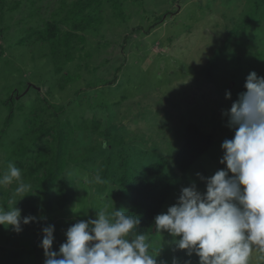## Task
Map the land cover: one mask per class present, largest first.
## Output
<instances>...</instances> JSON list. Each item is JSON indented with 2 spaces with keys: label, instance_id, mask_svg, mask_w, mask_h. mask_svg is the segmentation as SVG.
I'll use <instances>...</instances> for the list:
<instances>
[{
  "label": "rangeland",
  "instance_id": "obj_1",
  "mask_svg": "<svg viewBox=\"0 0 264 264\" xmlns=\"http://www.w3.org/2000/svg\"><path fill=\"white\" fill-rule=\"evenodd\" d=\"M77 1L88 0L0 1V129L9 112L2 100L15 89L21 94L13 120L0 142V175L7 172L10 163L16 164L17 153L11 158L13 145L25 146L26 154L20 153L24 157L20 159L26 161L23 167L26 175L29 164L37 166L45 162V157L49 158V148L56 143L51 132L30 143L33 129L25 127L29 126L31 108L44 106L42 97L65 107L61 121L86 124L73 132L74 158L49 192L50 200L35 188L32 196L26 194L19 199L13 194L15 181L0 188V207H13V201L19 199L15 206L21 209L22 217L32 215L37 220L43 217L41 222L45 221V215L49 217L42 226H55L54 251L66 240L69 226L96 218L95 208L105 205L109 211L123 208V191L118 195L117 187L111 192L108 188L100 191L95 188L93 181L101 158L96 163L90 162L91 173L80 164L86 163L85 154H91L89 147L105 148L99 130L112 131L114 137L130 141V145L123 144L127 146L124 148L127 154L139 148L147 151L139 166L142 170L155 151L168 160L167 172L175 178V186L162 207L161 213L166 212L176 202L182 187L195 182L200 191L205 190L197 173L207 177L225 167L220 163L223 155L220 146L233 137L234 131L226 126L227 117L222 112L245 90L244 82L250 71L264 76V20L260 24L254 20L251 26L240 25L256 0H92L93 5L85 13L96 15L95 25L76 31L83 39L76 42L73 59L63 64V73L72 79L60 78L63 74L54 68L51 44L39 39L36 33L45 20L66 18L68 8ZM61 4L66 9H61ZM165 11L172 13L158 22ZM60 27L71 29L68 21L61 22ZM232 28L237 31L232 33ZM214 55H219L215 67ZM29 82L39 89L28 86ZM96 83L95 87L90 85ZM226 90L231 91V99H226ZM34 113L42 117L44 127L54 125L53 109L43 111L37 107ZM84 119L86 123H82ZM95 120L101 123L98 129L92 125ZM109 121L116 123V130L104 127ZM189 122L210 133L213 144L182 173L174 160ZM105 151L110 153V148ZM137 161V156L130 160L133 166L139 164ZM26 175L23 181L33 187L34 179ZM64 188L70 193L67 201L62 197ZM42 226L33 231L22 224V231L16 232L11 226L0 225V264H43L45 256L40 247L43 234L39 231ZM150 234L159 238V234L152 231ZM164 237L171 239L167 233ZM172 255L165 247L157 259H167L170 264ZM175 255L198 264L195 254L188 257L184 251H178ZM249 264H258L255 252Z\"/></svg>",
  "mask_w": 264,
  "mask_h": 264
},
{
  "label": "clouds",
  "instance_id": "obj_2",
  "mask_svg": "<svg viewBox=\"0 0 264 264\" xmlns=\"http://www.w3.org/2000/svg\"><path fill=\"white\" fill-rule=\"evenodd\" d=\"M231 107L222 112L226 126L234 131L221 144L220 163L225 167L211 176L197 173L205 184L200 191L195 182L182 187L176 202L154 217V231L140 232V219L125 208H95L96 218L79 220L65 231L66 240L53 250L54 225L42 228L40 247L43 264H169L158 257L167 247L170 264H192L175 255L195 254L198 264H249L253 252L264 264V76L250 71ZM226 90V99H231ZM16 182L14 195L21 199L31 185L22 179L21 169L9 164L0 175V188ZM96 183H104L95 176ZM23 194V195H21ZM0 207V225L16 232L37 218L21 216V209ZM167 233L171 239L165 240Z\"/></svg>",
  "mask_w": 264,
  "mask_h": 264
},
{
  "label": "trees",
  "instance_id": "obj_3",
  "mask_svg": "<svg viewBox=\"0 0 264 264\" xmlns=\"http://www.w3.org/2000/svg\"><path fill=\"white\" fill-rule=\"evenodd\" d=\"M0 1L3 2L4 0ZM260 2L264 5V0H256L252 2L248 13H246L245 21L243 20V23L240 25L244 26L247 24L246 26H251L254 20H256V23L258 24L263 22L264 6L261 5ZM62 3H64V1ZM91 3L92 0H88L84 3L79 1L73 2V5L67 10L66 18L58 20H45L43 27L37 30L36 34L38 35V38L51 44L50 52L55 63L54 68L56 72L60 73L62 71L63 74L60 78L72 79L69 74L63 73V64L64 62L73 59L72 50L76 49V42L83 39V37L76 31L87 29L95 25L94 20H96V15L93 12L85 13V9L91 8L93 5ZM116 4H118V2H116ZM59 7L61 9H66L65 4H61ZM170 13L172 12L165 11L162 13L159 16L158 22L163 20L165 16ZM64 21H68L70 23L71 29H61L60 24ZM236 31L237 29L235 28L234 30L233 28L231 29L232 33H235ZM218 58L219 55H214V67L216 66ZM90 85L95 87L97 83ZM28 86L36 87L37 90L39 89V86L34 85V83L31 82L28 83ZM20 95L19 90L15 89L8 97L2 100L7 106L9 112L3 122V126L0 129V142L2 137L7 133L13 120L15 105ZM40 101L43 102L44 106H35L32 107L33 109L31 108L29 113L30 116L27 119L29 126H27V124L25 126L29 129H33L30 143L42 140L43 137L50 134V132L52 141L56 143L51 145L49 148L50 156H48L49 158H44L46 159L45 162L41 161L37 164V166L29 164L27 167L26 173L34 179L33 187L30 188L28 194L32 196L34 193L33 189L35 188V190L38 189L39 191L45 193L47 199L50 200L49 192L61 179L60 177H62L66 165L74 158V152L71 148V145L75 142L73 140V132L76 129L83 128L86 124L76 122V124L73 125L72 121H61L60 116L65 112L64 106H56L45 97H42ZM37 107L43 111L47 108L53 109V115H55L54 125H46L44 127L43 122H41L42 117L37 116L36 113L32 114ZM85 121L86 119H84V122L82 123H86ZM107 124L108 125L104 126L105 128H111L114 130L117 129L116 123L111 122L110 124L109 121ZM92 125L95 129H98L101 126V123L100 121L95 120ZM37 126H39V128H35ZM52 130H54V133H52ZM28 133L29 132L26 130L25 135ZM98 134L104 137L106 144H103L105 145V148L97 149L89 147L88 150L91 151V154H85L86 156H83V160L86 163L80 164L91 173L93 169H89L92 165L90 162L96 163L98 161L97 159L101 158V163L96 171L97 175L103 179L104 183L100 184L93 181L96 190L100 191L101 188H108L111 192L117 187L115 189V193L118 195L123 191L124 201L122 200L121 202L122 207L129 210L131 212L130 214L133 213L139 217L140 225L138 230L140 232L150 234L153 230L154 217L161 213L162 207L167 202L168 197L175 186V178L167 172L168 160L164 156H160L157 151H155L153 154L154 157L152 156L153 159L146 163V165L142 167V170L139 166L142 164L143 157L148 155L147 151L139 148L137 151H130L129 153L131 154H127V151L124 149L127 146H123V144L130 145V141L124 142L121 138L114 137V135H116L114 132L110 131L108 133V130H99ZM109 138L111 139V142H108ZM113 141H115V143H113ZM212 144L213 136L210 133L203 132L196 123L189 122L184 132L183 145L175 155V167L182 173L186 172L190 169V167H192L196 160L211 147ZM24 147V144L21 143L19 146L13 145L11 149L13 152L11 158H15L13 155L17 153L18 157H16L15 166L21 169L22 177L26 175L23 170V167L26 166V161L20 159V157L24 158L23 156H20V153L22 155L26 154ZM107 148H110V153L105 151ZM116 149H118L117 153L115 152ZM130 149H134V147ZM41 152L42 151L39 150L38 154H41ZM132 155L137 156L138 158L137 162L139 164L134 165L135 167L130 162V160H133L134 157ZM11 158H8L7 161L10 162ZM43 167L44 171L41 172ZM136 169L138 171H142L137 172ZM62 192L63 200L67 201L68 194L70 196V193L66 188H64ZM44 217V222H41L42 217L38 220L36 219L33 223L26 225H29L33 231H37L36 228L40 225L42 226V224H47L49 217L46 215ZM43 226L39 229V231H42Z\"/></svg>",
  "mask_w": 264,
  "mask_h": 264
}]
</instances>
